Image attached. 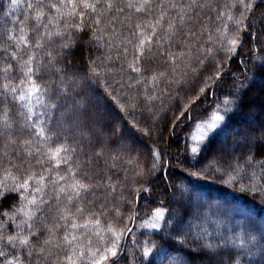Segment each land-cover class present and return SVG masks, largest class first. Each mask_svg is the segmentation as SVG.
Wrapping results in <instances>:
<instances>
[{"label": "snow or ice", "instance_id": "6c2138e0", "mask_svg": "<svg viewBox=\"0 0 264 264\" xmlns=\"http://www.w3.org/2000/svg\"><path fill=\"white\" fill-rule=\"evenodd\" d=\"M85 31L103 52L80 76L66 58ZM244 49L243 80L232 75L207 119L189 115V101L173 116L169 135L183 124V151L194 161L186 164L188 176L216 177L264 202V117L252 116L238 130L229 124L245 88L257 75L264 79V0H5L0 264H264V225L247 218L233 224L219 209L193 205L183 179L165 182L163 148L150 149V167L135 173L133 188L101 176L98 167L105 160L99 100L111 98L128 115L143 95L155 116L153 102L190 73L204 74L196 98L225 86L224 73L232 72L225 65ZM92 85L103 93L93 98ZM109 159L115 168L118 157ZM97 193L105 198L98 207Z\"/></svg>", "mask_w": 264, "mask_h": 264}, {"label": "trees", "instance_id": "16d2710c", "mask_svg": "<svg viewBox=\"0 0 264 264\" xmlns=\"http://www.w3.org/2000/svg\"><path fill=\"white\" fill-rule=\"evenodd\" d=\"M4 4L5 0H0V14H2ZM89 40L90 33L87 31L80 33L76 37L74 47L71 49L72 54L66 58L67 61L71 62L68 64L71 71L80 76H85L88 73L90 59H95L103 52V49H94ZM247 55V49H244L241 54L233 57L225 65L227 68L230 64L232 69L231 73H224L225 86L221 87L219 84H214L209 87L205 94L199 95V98H196V95L199 87L203 86L201 83L203 73L200 76L190 73L180 84L170 86L162 102L161 100L153 102L152 111L156 113L155 116H151L145 107L143 95L140 96V103L135 111L128 115L121 112L118 105L111 98L105 96L103 100H99L97 107L98 127L105 133V160H101L98 165L99 169H101L100 175H110L113 180L118 179L128 188H133L136 186L133 181L139 179L135 173L141 168L150 167V149L159 146L167 153L164 175L168 179L165 182L176 180L177 183H180L181 179H183V184L189 190L193 205L199 204L202 211H207L209 206H211L212 212H217V209H219L220 218L231 221L233 224L247 218L254 221L257 226L264 225V202H262V197L258 192H242L239 186L233 188L210 175L200 179L188 176L186 164L188 162L194 163V161H188L183 151V124L181 127L176 128L174 136L169 135L172 131L173 116L179 117L180 111L191 100H194V104L190 106L188 114L196 119L208 118L216 108L217 103L225 99L229 86L233 82L232 75L234 74L243 80V76L238 69H242L243 66L240 65V60H247ZM193 65L195 66V60H193ZM249 75L251 76L253 73H249ZM92 87L96 89L95 92L91 93L93 98L97 96V93H103V89L97 85H92ZM121 102L123 103L124 99ZM233 111L235 114L231 115L229 124L231 128L237 130L247 127L249 118L252 116L257 118L264 117V79L257 75L256 83L251 87H246L243 91L239 110L234 107ZM133 123H136L141 129L152 128L153 134L151 136L144 135L142 131H138L137 128L132 126ZM117 128L119 132L113 135V131ZM129 132L135 134L138 141L137 144H133L126 138ZM122 142L124 144H121ZM127 145L132 148L126 149ZM212 147H215V141ZM257 154L259 155L260 153L258 152ZM111 156L118 157L115 168L111 167L112 161L109 159ZM169 161L171 167H167ZM201 166L197 165V167ZM192 170L194 171L195 169ZM157 175L160 174L158 173ZM96 179L98 182L99 177ZM152 179H155V177ZM157 183L159 184V181ZM169 193H171V189H169ZM15 198L13 195L5 199L2 207L8 208ZM91 199L94 198L89 197V200ZM95 199L98 207L99 203L105 198L100 193H97ZM187 200L188 196H185V201ZM107 202L109 208L116 203L110 197L107 198ZM141 203H143V200H141Z\"/></svg>", "mask_w": 264, "mask_h": 264}, {"label": "rangeland", "instance_id": "374dc122", "mask_svg": "<svg viewBox=\"0 0 264 264\" xmlns=\"http://www.w3.org/2000/svg\"><path fill=\"white\" fill-rule=\"evenodd\" d=\"M126 138H128V140H130V142H132L133 144H137L138 141L136 140V136L133 133H128ZM121 144H124L123 142ZM131 147V146H130ZM128 145L126 146V149L130 148ZM132 148V147H131Z\"/></svg>", "mask_w": 264, "mask_h": 264}]
</instances>
